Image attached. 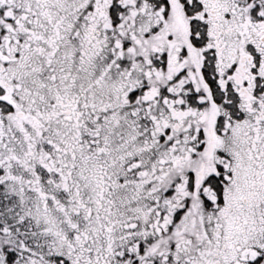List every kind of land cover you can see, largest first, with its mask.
Instances as JSON below:
<instances>
[{
    "label": "snow or ice",
    "instance_id": "1",
    "mask_svg": "<svg viewBox=\"0 0 264 264\" xmlns=\"http://www.w3.org/2000/svg\"><path fill=\"white\" fill-rule=\"evenodd\" d=\"M0 264H264V0H0Z\"/></svg>",
    "mask_w": 264,
    "mask_h": 264
}]
</instances>
